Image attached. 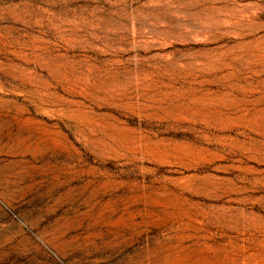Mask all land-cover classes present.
<instances>
[{"label": "rangeland", "instance_id": "1", "mask_svg": "<svg viewBox=\"0 0 264 264\" xmlns=\"http://www.w3.org/2000/svg\"><path fill=\"white\" fill-rule=\"evenodd\" d=\"M0 264H264V0H0Z\"/></svg>", "mask_w": 264, "mask_h": 264}]
</instances>
